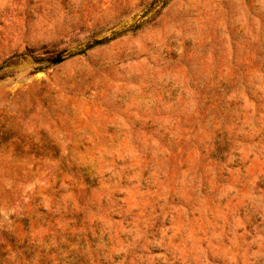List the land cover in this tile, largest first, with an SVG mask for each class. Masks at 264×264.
Wrapping results in <instances>:
<instances>
[{"label": "rangeland", "instance_id": "obj_1", "mask_svg": "<svg viewBox=\"0 0 264 264\" xmlns=\"http://www.w3.org/2000/svg\"><path fill=\"white\" fill-rule=\"evenodd\" d=\"M0 264H264V0H0Z\"/></svg>", "mask_w": 264, "mask_h": 264}]
</instances>
